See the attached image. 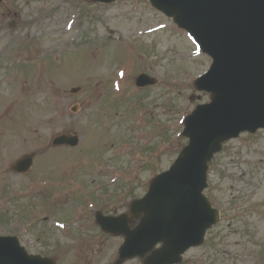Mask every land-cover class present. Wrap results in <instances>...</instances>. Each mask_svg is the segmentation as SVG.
Wrapping results in <instances>:
<instances>
[{"label":"rangeland","instance_id":"374dc122","mask_svg":"<svg viewBox=\"0 0 264 264\" xmlns=\"http://www.w3.org/2000/svg\"><path fill=\"white\" fill-rule=\"evenodd\" d=\"M123 2V8H106L87 0H0V234H16L30 249L35 238L22 234L40 231L44 242L55 248L48 252H58L60 264H82L87 258L86 264L113 261L119 239L103 236L93 225V209L100 203L89 200V193L115 195L111 205L117 210L141 195L150 178L166 169L186 143L180 135V118L209 99L207 93L194 91L192 84L210 59L195 56L193 45L146 0ZM70 19L72 29L67 30L64 23ZM158 23L166 28L155 34L138 33ZM81 30L88 41L82 44L88 46L86 52L93 45L101 48L96 43L103 44L107 36L119 37V45L131 50V38L144 36L159 50L141 48L128 66L114 51L101 57L96 52L95 62L74 51L72 60L84 62L69 60L55 68L51 60L42 61L44 54L70 48ZM43 63L54 76H73L62 78V93L51 91L55 84L52 75L40 68ZM183 64L189 69L181 70ZM113 67L110 79H115L119 68L130 78L119 92L109 88L110 79L109 84L107 78L103 80ZM140 71L154 75L158 83L141 91L134 116H129L126 105L129 109L139 93L133 80ZM98 79L101 83L92 85ZM74 86L80 90L71 92ZM111 91L115 102L109 105ZM191 93L197 94L193 101L188 99ZM148 116L150 123H145ZM62 132L78 134V146L54 151L51 137ZM35 151L39 153L31 173L16 175L11 169L15 159ZM40 183L46 188H40ZM28 191H34L33 199ZM44 193L49 194L46 200ZM205 194L221 211V221L207 232L203 245L185 253L183 264H264V130L224 146L210 163ZM31 201L35 217L28 225L17 217L19 207H30ZM82 221L84 236L67 233L80 230ZM78 243L81 247L72 248ZM126 264L141 261L134 258Z\"/></svg>","mask_w":264,"mask_h":264},{"label":"water","instance_id":"95a60500","mask_svg":"<svg viewBox=\"0 0 264 264\" xmlns=\"http://www.w3.org/2000/svg\"><path fill=\"white\" fill-rule=\"evenodd\" d=\"M167 1L174 4L175 14L194 20L196 40L203 50L212 49L219 63L209 79L213 104L195 125L186 120L190 145L169 172L153 180L149 194L134 202V209L144 210L146 216L136 229L125 232L122 258L144 253L162 240L164 248L159 253L170 259L160 257L159 264L177 261L187 247L201 242L214 221L200 192L205 161L219 142L242 129L254 131L264 126V28L256 39L246 40L256 23L264 20V0ZM244 41L245 49L241 48ZM76 140L64 136L54 142L74 145ZM37 262L25 255L15 238L0 237V264Z\"/></svg>","mask_w":264,"mask_h":264}]
</instances>
